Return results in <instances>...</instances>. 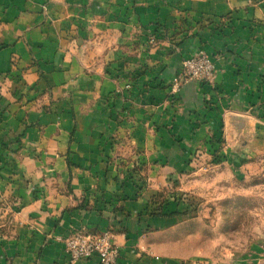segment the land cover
<instances>
[{
    "label": "crops",
    "instance_id": "obj_1",
    "mask_svg": "<svg viewBox=\"0 0 264 264\" xmlns=\"http://www.w3.org/2000/svg\"><path fill=\"white\" fill-rule=\"evenodd\" d=\"M161 30L179 33L178 51L165 41L149 50L147 35ZM198 51L214 60V84L175 93ZM0 78V194L20 205L0 207V264H69L72 234L111 227L117 264L187 263L188 221L171 227L139 216L143 200L122 201L132 193L112 180L113 134L158 169L211 137L206 94L225 117L248 116L264 89V0H0Z\"/></svg>",
    "mask_w": 264,
    "mask_h": 264
},
{
    "label": "rangeland",
    "instance_id": "obj_2",
    "mask_svg": "<svg viewBox=\"0 0 264 264\" xmlns=\"http://www.w3.org/2000/svg\"><path fill=\"white\" fill-rule=\"evenodd\" d=\"M178 34L166 30L149 33L147 47L150 50L165 41L178 51L181 45ZM201 53L214 66L211 82L183 75L184 65L198 60ZM211 58L206 52L198 51L183 61L174 92L178 93L180 85L187 82L212 86L217 72ZM132 88L129 83L124 91L130 92ZM1 89L2 86L0 97ZM252 98H249L245 112L252 126L248 143L236 141L228 124L229 115L225 117L218 111L217 97L214 99L208 93L205 98L208 114L203 116L208 121L213 119L211 137L195 150L181 145L182 159L175 163L162 162L158 169L154 168L157 163L140 157V151H136L138 156L130 155L134 150L128 145L129 135L120 137L117 132L113 134L114 150L108 166L116 168L117 176L112 180L120 189L132 193L122 201L143 200L139 216L174 221L171 227L188 221L182 225L181 232L190 236L181 243V248L193 254L183 264H264V89L260 91V97ZM176 101L175 94L171 93L165 103L170 105ZM116 118L119 124L126 120L124 108L116 110ZM113 202L114 199L103 201L106 205ZM0 207L8 211V215H13L20 208L19 200L0 194ZM123 212L122 206L113 209L112 221L121 222L118 216ZM114 229L111 227L106 232L113 235V243L119 248L114 242Z\"/></svg>",
    "mask_w": 264,
    "mask_h": 264
},
{
    "label": "built area",
    "instance_id": "obj_3",
    "mask_svg": "<svg viewBox=\"0 0 264 264\" xmlns=\"http://www.w3.org/2000/svg\"><path fill=\"white\" fill-rule=\"evenodd\" d=\"M153 43V42H152ZM183 75L196 80L211 82L214 66L207 56L201 53L198 60H191L184 65ZM65 251L69 256V264L81 260L98 257L99 264H117L120 250L113 243V235L105 232L100 236L79 231L65 242Z\"/></svg>",
    "mask_w": 264,
    "mask_h": 264
},
{
    "label": "water",
    "instance_id": "obj_4",
    "mask_svg": "<svg viewBox=\"0 0 264 264\" xmlns=\"http://www.w3.org/2000/svg\"><path fill=\"white\" fill-rule=\"evenodd\" d=\"M228 124L236 136V141L241 144L248 143L251 138V122L250 118L240 115H230Z\"/></svg>",
    "mask_w": 264,
    "mask_h": 264
}]
</instances>
